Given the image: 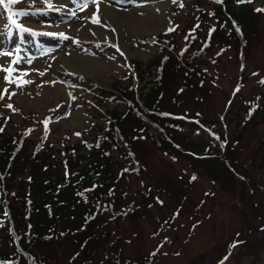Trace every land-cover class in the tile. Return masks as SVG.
Listing matches in <instances>:
<instances>
[{"label":"rangeland","instance_id":"rangeland-1","mask_svg":"<svg viewBox=\"0 0 264 264\" xmlns=\"http://www.w3.org/2000/svg\"><path fill=\"white\" fill-rule=\"evenodd\" d=\"M224 1L256 12L261 9L253 19L251 44L230 40L222 47L223 40L217 38L210 42L204 59L195 60L190 56L208 46L210 29H216L217 22L224 32L230 29L217 9L221 4L214 0H183L182 8L172 0H101V25L84 19L95 11L94 5L81 11L75 0H53L54 9L60 11L17 17L22 27L41 35L20 33L0 8V52L20 47L23 61L17 67L29 72L23 79L32 81L22 87L6 85L5 73L0 71V92L7 86L9 92L16 93L10 100L5 95L0 101V128L22 145L30 142L34 158L38 154L53 160L59 174L66 170L65 154H86L99 126L108 124V112L123 107L122 89L129 94L134 85L136 96H146L155 79L145 73L146 65L166 48L184 53L196 73L183 82L187 69L178 72L169 86L172 91L164 106L167 113L199 118L201 124L220 134L222 144L235 145L241 156L234 186L222 187L194 161L162 151L150 138L136 144L130 153L123 143L113 144L110 157L116 183L112 190L92 197L104 203L103 219L111 223L108 232L112 238L108 241L101 236L84 250L83 264H264L263 111L239 127L247 103L258 101L264 109V84L260 83L264 80V7L260 6L262 0ZM32 3L19 0L11 7L33 13ZM34 7L41 12L46 9L41 0H34ZM73 11L76 16L71 15ZM106 11L114 13L118 22ZM170 27L175 31H167ZM46 32H63L80 44L42 35ZM160 34H166L167 45L157 42ZM113 44H118L120 51ZM79 58L94 62V67L87 71L67 65L66 61L74 63ZM9 61V57L0 56V65L7 67ZM173 65L178 67L174 61ZM9 103L17 111L5 107ZM46 118H50L47 132L42 123ZM209 130L187 126L182 133L197 152L206 147L219 155L220 143ZM123 138L137 140L127 134ZM24 177L29 180L31 173ZM21 231L30 239L38 264L72 263L69 242H53L41 249L33 242L32 228L27 233L24 228ZM16 243L1 227L0 246L15 254ZM28 264L35 262L30 259Z\"/></svg>","mask_w":264,"mask_h":264},{"label":"trees","instance_id":"trees-1","mask_svg":"<svg viewBox=\"0 0 264 264\" xmlns=\"http://www.w3.org/2000/svg\"><path fill=\"white\" fill-rule=\"evenodd\" d=\"M232 3L224 1L217 8L227 18L226 22L230 26L228 32H224L220 22H217L215 31L208 37V46L192 54L190 57L193 60L204 59L210 42L215 43L217 38L223 40L222 47L229 45L230 40L251 44V34L255 28L253 19L257 18L259 11L244 5L234 6L236 3ZM200 15L202 14L197 16L198 21ZM165 35H158L157 42L167 45ZM167 40L170 41L168 38ZM184 56L182 52L166 48L151 59L146 65L145 73L155 79L146 96L143 99L136 96L134 85L129 94L122 89L120 93L125 98L123 107L116 106L108 112V124L99 126L98 135L90 140L86 154L78 155L77 151L65 154L63 165L66 170L61 174L58 173L59 166L51 164L53 160L48 161L45 156L38 154L37 159L34 158V153L29 150L30 142L22 145L6 129L0 131V228H4L9 239L18 242L15 254H10L0 246V264H28L30 259L35 264L39 263L38 257L32 253L30 239L22 235L25 234V231H21L23 228L26 233L29 227L32 228L30 234L33 242L41 245V249L53 242H69L73 253L70 264H83L82 252L96 244L101 236L111 240L108 232L111 223L103 219L106 215L104 203L100 198L94 201L92 197L110 188L112 190V185L116 183L113 159L110 157L113 149L110 147L117 142L123 143L130 153L136 144L150 138L162 151L194 161L222 187L234 186L237 166L241 162L236 146L228 141L223 145L220 134L209 130L210 127L204 124L206 128L199 118L173 115L167 113L164 107L172 91L169 86L181 68L187 69L183 82L196 74L195 67L190 66ZM173 61L178 63V67L173 65ZM140 79L143 80L141 77ZM183 88L189 90L186 85ZM246 107V117L239 123L241 129L246 122L253 120L252 115L259 116L257 114L262 111L260 121L264 122V109L259 106L258 101L247 103ZM187 126L211 131V137L220 143L217 146L220 154L208 151L206 147V152H197L182 133ZM124 134L137 140L124 139ZM142 137L144 139L139 140ZM34 161L37 165H31L30 168V163ZM27 172L31 173L29 180L24 177Z\"/></svg>","mask_w":264,"mask_h":264},{"label":"snow or ice","instance_id":"snow-or-ice-1","mask_svg":"<svg viewBox=\"0 0 264 264\" xmlns=\"http://www.w3.org/2000/svg\"><path fill=\"white\" fill-rule=\"evenodd\" d=\"M18 2H19V0H0V8L4 9L6 11V16L4 18L8 21L9 24L14 26L20 33H30L32 35H41V33H35V32H32L30 29L22 27L21 24L18 23L17 17H23V16H27L30 14H37V13L46 14V12L50 11V10L60 11L59 8L54 9L53 0H41V2L46 5V9L43 12H41V10H39V9H35L34 0H33V3L29 5V7L34 10L33 13H30L27 10L14 11L11 6L17 4ZM75 2L78 4L81 11L86 10L89 7V5H94L95 11L92 13V15L90 17H84V19L90 20V22L92 24L101 25V19L99 17V8H100L101 0H75ZM172 2L174 4L178 3L179 7H181V8L184 7L183 0H172ZM214 2L217 4H223V0H214ZM236 2L237 3H243V2H245V0H236ZM249 2H250V0H249ZM257 11H261V9H257ZM71 15L76 16V12L75 11L71 12ZM210 15H214V13H210ZM233 23L235 26V22H233ZM103 26H106V25H103ZM196 27H199V24H197ZM194 30L195 29H193V31ZM112 31L114 32L115 29H112ZM167 31H169V32L175 31V28L170 27L169 29H167ZM213 31H215V28H211L209 34L211 35V32H213ZM236 31L239 32L238 27H236ZM93 34H95V33H93ZM42 35L51 36V37H59L60 39H63V40H73V38L67 36L63 32H61V33L46 32V33H42ZM186 39H187V37H186ZM73 42L76 43L77 45L80 44L79 40H73ZM112 47H115L117 49V51H120L118 44H113ZM186 50L187 49H185L184 51H186ZM20 53H21L20 47H16L14 52L13 51L0 52V56L10 58V61H9V64L7 67L0 65V71H3L5 73L4 82L6 85L14 84V85H16V87H22L26 84L32 83V81L25 80L22 78L23 76L29 75V72L22 70V69H19L17 67V65H19L23 61V58L21 57ZM121 55H123L122 52H121ZM28 63L30 64L31 61L29 60ZM39 74L44 75L43 72H41ZM260 83L264 84V80H261ZM237 91H238V89H237ZM5 95H7L8 99L10 100L12 96L16 95V93L14 91L9 92V89L6 86L3 89V91L0 92V101H3ZM72 98L75 99V97H72ZM5 107H7L8 109H11L12 111H17V109H15L11 103L5 105ZM254 110H255V107L252 108V111H254ZM49 121H50V118H46L44 121H42V123L45 126L46 132H47V125H48ZM0 131H3V129L0 128ZM76 135H80V134L77 133ZM217 139H219V137H217ZM192 179L195 180L196 177L193 176ZM235 246H236V244L234 243L232 245V247L234 248ZM224 259H227V256H225Z\"/></svg>","mask_w":264,"mask_h":264},{"label":"bare ground","instance_id":"bare-ground-1","mask_svg":"<svg viewBox=\"0 0 264 264\" xmlns=\"http://www.w3.org/2000/svg\"><path fill=\"white\" fill-rule=\"evenodd\" d=\"M106 9L111 11V9H108V8H106ZM106 14H107V16L111 17L116 23L118 22V18H117V16L114 13L106 11ZM138 22L139 21H135L134 25L138 26L139 25ZM66 62H67V65L69 67H72V68H77L78 67V68H82L83 70H87V71H89V69L91 67H94V65H95V63L90 61V60L80 61V58L77 59L76 62H74V63H71L70 61H66ZM103 66L104 65L101 64V66H100L101 69L104 68Z\"/></svg>","mask_w":264,"mask_h":264}]
</instances>
